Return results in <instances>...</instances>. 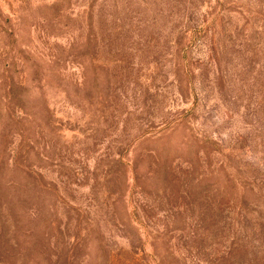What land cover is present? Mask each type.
I'll return each mask as SVG.
<instances>
[{"label":"rangeland","instance_id":"obj_1","mask_svg":"<svg viewBox=\"0 0 264 264\" xmlns=\"http://www.w3.org/2000/svg\"><path fill=\"white\" fill-rule=\"evenodd\" d=\"M0 264H264V0H0Z\"/></svg>","mask_w":264,"mask_h":264}]
</instances>
